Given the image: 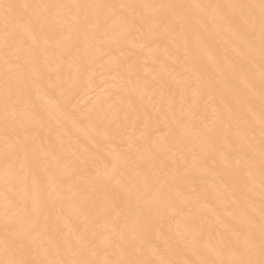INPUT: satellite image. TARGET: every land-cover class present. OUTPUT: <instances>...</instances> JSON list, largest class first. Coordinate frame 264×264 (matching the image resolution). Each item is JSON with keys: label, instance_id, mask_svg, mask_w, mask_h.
<instances>
[{"label": "bare ground", "instance_id": "bare-ground-1", "mask_svg": "<svg viewBox=\"0 0 264 264\" xmlns=\"http://www.w3.org/2000/svg\"><path fill=\"white\" fill-rule=\"evenodd\" d=\"M0 264H264V0H0Z\"/></svg>", "mask_w": 264, "mask_h": 264}]
</instances>
